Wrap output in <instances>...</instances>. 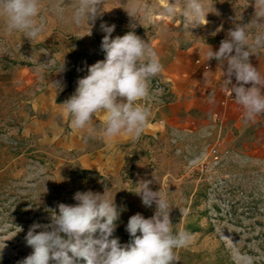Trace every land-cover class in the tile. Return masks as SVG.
<instances>
[{
  "label": "rangeland",
  "instance_id": "rangeland-1",
  "mask_svg": "<svg viewBox=\"0 0 264 264\" xmlns=\"http://www.w3.org/2000/svg\"><path fill=\"white\" fill-rule=\"evenodd\" d=\"M76 2L41 0L46 27L32 42L20 32L7 34L0 20V264H18L30 255L25 240L30 226L50 224L59 204H76L78 191L103 193L106 187L120 212L112 238L129 243V218L155 212V204L145 207L135 194L144 180L167 194L174 231L191 234V243L177 250L178 264H264V148L258 146V125L229 124L218 112L203 121L189 114L183 125L156 122L154 108L177 99L175 83L160 74L152 81L155 98L145 102L151 126L135 140L126 134L105 139L101 115L92 121L96 136L75 131L61 105L87 67L104 59L102 23L116 26L112 38L134 31L158 55L176 46L187 57L196 45L220 44L230 29L250 23L255 0H206L207 23L193 29L184 26L183 0H104L101 15L81 27L52 11L63 7L67 17ZM170 4L175 16L164 14ZM249 32L254 35L255 27L249 25ZM41 63L46 67L38 72ZM57 81L62 90L54 86Z\"/></svg>",
  "mask_w": 264,
  "mask_h": 264
},
{
  "label": "clouds",
  "instance_id": "clouds-1",
  "mask_svg": "<svg viewBox=\"0 0 264 264\" xmlns=\"http://www.w3.org/2000/svg\"><path fill=\"white\" fill-rule=\"evenodd\" d=\"M104 0H77L71 14L65 16L63 7H53L56 17L65 23L81 27L94 22L101 15ZM206 0H183V22L186 29L207 23ZM41 0H0V20L7 34L20 32L31 42L45 31L41 18ZM133 6L130 16L135 14ZM168 16L176 15L170 4L164 9ZM249 25L256 29L250 34ZM115 25H100L105 33L100 49L105 54L87 67V75L79 78L74 94L63 104L73 130H86L97 135L94 117L104 116L100 134L107 140L128 135L137 139L146 128L151 116L150 102L156 96L152 81L163 71L157 52L149 42L129 31L112 38ZM264 47V0H255V15L250 23L238 24L230 29L218 51L210 47L207 60L215 59L221 68L225 82L230 85L235 102L244 110L246 122H255L264 115V76L249 62L251 49ZM46 63L37 71L42 72ZM64 70V63L59 70ZM236 84H232V77ZM62 90L59 81L53 83ZM251 85L245 87V85ZM151 180H144L135 194L142 204L155 212L150 218L142 214L132 215L126 231L131 240L121 245L112 238L120 212L114 196L106 189L103 193L91 190L74 195L75 205L59 204L58 214L52 215L51 223L30 226L25 240L31 247L30 255L18 264H178L179 249L191 243V234L173 229L170 213L172 206L167 194L150 188ZM37 229H42L37 231ZM99 233L98 237L96 234ZM66 237V238H65ZM250 264V260H249Z\"/></svg>",
  "mask_w": 264,
  "mask_h": 264
},
{
  "label": "crops",
  "instance_id": "crops-1",
  "mask_svg": "<svg viewBox=\"0 0 264 264\" xmlns=\"http://www.w3.org/2000/svg\"><path fill=\"white\" fill-rule=\"evenodd\" d=\"M210 47L213 51H218L220 44L196 45L194 50H191L192 52L189 51L191 55L187 57L183 56L176 46H168L160 52L158 56L163 65L160 77L170 83H175L177 99L172 103L154 108L152 116L158 123L183 125L188 123L185 118L189 114L194 119L203 121L207 115L218 112L220 120L226 118L229 124L250 126L253 123L258 125V146L264 148V115L257 117L255 122H246L243 108L235 101L222 104L225 99L221 89L224 85L223 70L226 64L224 68H221L215 59L207 60L206 53ZM250 51L249 62L264 76V49ZM196 57L208 64L210 69L205 71L201 65L195 64L193 61ZM232 79L236 84L234 76ZM250 86V84L245 85V87ZM147 126H151V123Z\"/></svg>",
  "mask_w": 264,
  "mask_h": 264
},
{
  "label": "built area",
  "instance_id": "built-area-1",
  "mask_svg": "<svg viewBox=\"0 0 264 264\" xmlns=\"http://www.w3.org/2000/svg\"><path fill=\"white\" fill-rule=\"evenodd\" d=\"M195 63L198 64V65H201L204 70H208L209 69V65L203 63L200 59H196ZM224 83H225V86L222 89V92H223L224 97H225V99L222 101L223 105H225L229 101L234 100V94L233 95L231 94L230 85H227L226 82H224ZM232 84H233V82H232ZM215 117H217V115H215Z\"/></svg>",
  "mask_w": 264,
  "mask_h": 264
}]
</instances>
